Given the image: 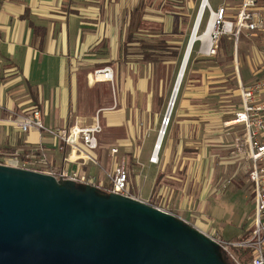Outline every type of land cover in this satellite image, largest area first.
Masks as SVG:
<instances>
[{"label": "rangeland", "instance_id": "374dc122", "mask_svg": "<svg viewBox=\"0 0 264 264\" xmlns=\"http://www.w3.org/2000/svg\"><path fill=\"white\" fill-rule=\"evenodd\" d=\"M127 1L121 0V4ZM201 2L138 0L137 13L146 23L135 34L133 16L128 21L126 14L127 22L121 27L125 28V38L130 32L134 34L129 55L135 60V74L131 72L130 79L142 113L139 121L133 118L135 89H128L123 96L117 92L107 95L112 86L102 89L112 102L116 98V113L126 111L125 103L130 100L129 110L133 112L126 114L125 125L116 128L106 129L99 120L102 116L92 121L101 127L98 143L107 145V149L117 145L119 156L111 158L109 151L97 150V165L87 168L107 187L114 164L124 157L129 172L127 189L137 200L174 216L203 235L214 233L229 241L250 236L254 207L241 128L226 129L223 123L240 109V85L249 88L264 78V37L247 31H241L237 38L225 34L213 39L214 52L207 53L199 42L195 43L172 112L167 116ZM241 2L210 0L199 35L212 12L223 10V18L235 23ZM257 3L264 14V0ZM141 37L145 45L138 42ZM138 83L143 84V89ZM166 117L169 122L164 127ZM162 131V145L154 162L155 145ZM51 168L55 170V165ZM81 168L86 170V166ZM228 254L230 259L236 257L233 251Z\"/></svg>", "mask_w": 264, "mask_h": 264}, {"label": "crops", "instance_id": "0c3cea01", "mask_svg": "<svg viewBox=\"0 0 264 264\" xmlns=\"http://www.w3.org/2000/svg\"><path fill=\"white\" fill-rule=\"evenodd\" d=\"M137 4L138 0L126 4L121 0H0V153L26 151L42 142L47 164L40 168L55 165L57 174L77 170V165L65 161L67 148L46 133L41 138L35 131L20 133L17 121L34 109L41 111L47 129H66L75 123L90 127L98 116L106 129L125 125L126 114L133 112L131 100L120 114L115 112L116 98L112 102L107 95L123 96L136 88L130 79L131 72L135 74V60L129 55L133 45L126 43L121 24L131 16L136 19ZM104 67L113 70V85L91 81L92 73ZM134 92L133 118L139 121L142 111ZM106 146L99 142L98 150L108 153L113 145ZM92 166L96 165L79 167L95 187L109 190L111 184L106 187L88 171Z\"/></svg>", "mask_w": 264, "mask_h": 264}, {"label": "water", "instance_id": "95a60500", "mask_svg": "<svg viewBox=\"0 0 264 264\" xmlns=\"http://www.w3.org/2000/svg\"><path fill=\"white\" fill-rule=\"evenodd\" d=\"M203 10L201 4L197 19ZM192 43L190 38L167 116ZM218 249L205 235L139 200L0 165V264H225Z\"/></svg>", "mask_w": 264, "mask_h": 264}, {"label": "built area", "instance_id": "2783aa9c", "mask_svg": "<svg viewBox=\"0 0 264 264\" xmlns=\"http://www.w3.org/2000/svg\"><path fill=\"white\" fill-rule=\"evenodd\" d=\"M214 16L216 17V30L213 33L212 40L225 34H233L237 38L241 31L264 37V14L258 8L257 0H242L235 23L223 18V10L214 13ZM209 51H213V48ZM113 80V70L110 67L97 69L91 76L92 82H106L113 85ZM239 88L240 109L231 119L223 123V127L226 129L239 127L243 134L249 161L247 182L252 187L253 195L252 230L247 239L232 242L225 241L214 233L204 235L226 253L233 251L235 254L242 249L250 250L252 253L251 259L247 264H264V98L262 96L264 93V78L257 80L249 88L241 85ZM168 122L169 118H164V127H167ZM16 125L23 135L35 131L41 138V135L46 133L55 142L61 143L68 150L66 163L77 165V170L69 172L65 169L57 174L51 167L40 168L38 165L47 164L46 150L42 142L26 151L17 150L10 153H0V165L70 179L82 185L95 186L80 171L79 166L84 163L97 165L94 155L99 149L98 135L101 133V127L97 121L90 127H81L75 123L66 129H47L42 122L41 111L34 109L22 115ZM118 153L117 145L110 147L109 156L111 158H115ZM128 179L129 172L126 159L121 157L113 166L111 188L109 190L96 188L105 193H115L136 199L127 189ZM233 259H236V257H233Z\"/></svg>", "mask_w": 264, "mask_h": 264}, {"label": "bare ground", "instance_id": "6f19581e", "mask_svg": "<svg viewBox=\"0 0 264 264\" xmlns=\"http://www.w3.org/2000/svg\"><path fill=\"white\" fill-rule=\"evenodd\" d=\"M201 4L204 6V10H203V13L201 14V18H199L200 16L198 17V19L196 17V20H195V23H194V26H193V29H192V32H191V35H190L191 42H193V43H192V46H191V49H190L189 56H188V59L186 61L185 67H184L183 74H182L181 79L179 81L177 94H178L179 88L181 86V82H182V79H183V76H184V73H185V70H186L187 64L189 62V58L191 56V53H192V50H193V47H194L195 43L199 42L201 44V50L203 52H206V53L212 48V42H213L212 36H213V33L216 30V26H215L216 25V17L214 16V12H212L211 17L209 18V20H208V22L206 24L205 30L203 31L202 34L199 35V30H200L201 25H202V20H203L204 13H205L206 9L210 8L209 0H206V1L203 0V2ZM190 38H189V40H190ZM189 40H188V42H189ZM187 45H188V43H187ZM177 94H176V98H177ZM176 98H175V100H176ZM162 141H163V137H162ZM162 141H161V143L159 145V149L157 151V154H156V151L154 150L153 158H155L154 159L155 161L157 160V157H158V154H159V151H160V148H161ZM155 154H156V156H155Z\"/></svg>", "mask_w": 264, "mask_h": 264}, {"label": "trees", "instance_id": "16d2710c", "mask_svg": "<svg viewBox=\"0 0 264 264\" xmlns=\"http://www.w3.org/2000/svg\"><path fill=\"white\" fill-rule=\"evenodd\" d=\"M210 2V0H209ZM140 8V7H139ZM139 8L137 9V12L139 11ZM136 12V19L133 20L132 22V26H133V33L134 31H138L139 27L142 26L143 24L146 23V21H144L142 19V17H140L138 15V13ZM133 33H128L127 34V38H126V43H132L133 40H134V34ZM146 40H144V37H141L139 39L138 42H140L141 44L145 45L144 42ZM162 145V144H161ZM110 186V185H109ZM248 237L246 238H242V239H236V240H229L228 242H232V241H241V240H245L247 239ZM220 259L225 263V264H247L250 259H251V251L248 250V249H245V250H239L237 253H236V261H234L233 259H230L229 257V254L226 253L225 251L221 250V249H218L217 251Z\"/></svg>", "mask_w": 264, "mask_h": 264}]
</instances>
